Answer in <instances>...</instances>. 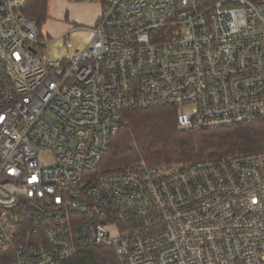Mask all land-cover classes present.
I'll return each instance as SVG.
<instances>
[{
  "label": "built area",
  "instance_id": "obj_1",
  "mask_svg": "<svg viewBox=\"0 0 264 264\" xmlns=\"http://www.w3.org/2000/svg\"><path fill=\"white\" fill-rule=\"evenodd\" d=\"M69 1L102 12L51 57L29 0H0V264L94 246L122 264H264V150L105 165L128 111L174 106L180 130L264 121V0Z\"/></svg>",
  "mask_w": 264,
  "mask_h": 264
},
{
  "label": "trees",
  "instance_id": "obj_2",
  "mask_svg": "<svg viewBox=\"0 0 264 264\" xmlns=\"http://www.w3.org/2000/svg\"><path fill=\"white\" fill-rule=\"evenodd\" d=\"M26 13L40 30L48 18V0H29ZM42 34V33H41ZM127 125L115 136L105 165L119 167L144 159L150 166L228 157L264 150V121L202 130H180L174 106L154 107L125 113ZM132 143H136V147ZM61 264H122L107 246L83 249Z\"/></svg>",
  "mask_w": 264,
  "mask_h": 264
},
{
  "label": "rangeland",
  "instance_id": "obj_3",
  "mask_svg": "<svg viewBox=\"0 0 264 264\" xmlns=\"http://www.w3.org/2000/svg\"><path fill=\"white\" fill-rule=\"evenodd\" d=\"M101 12V6L95 3L48 0V18L41 27V39L47 42L44 47L45 52L51 57L62 55L64 49L54 44V40L65 33L69 34L74 29L79 30L72 35L73 40L77 42L83 40L88 34V27L94 25L95 18ZM132 144L136 145V143ZM45 159L47 163L52 162L51 156H46Z\"/></svg>",
  "mask_w": 264,
  "mask_h": 264
},
{
  "label": "crops",
  "instance_id": "obj_4",
  "mask_svg": "<svg viewBox=\"0 0 264 264\" xmlns=\"http://www.w3.org/2000/svg\"><path fill=\"white\" fill-rule=\"evenodd\" d=\"M96 4V3H95ZM99 5V4H98ZM98 17H99V15L95 18L96 20L98 19ZM96 20H94V22L96 21Z\"/></svg>",
  "mask_w": 264,
  "mask_h": 264
}]
</instances>
